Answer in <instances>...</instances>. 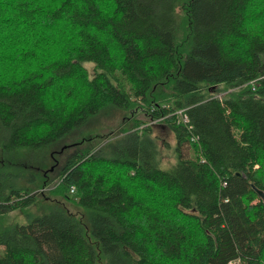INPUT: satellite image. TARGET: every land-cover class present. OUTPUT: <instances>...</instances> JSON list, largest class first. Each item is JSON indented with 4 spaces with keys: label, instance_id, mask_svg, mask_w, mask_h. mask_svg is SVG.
I'll list each match as a JSON object with an SVG mask.
<instances>
[{
    "label": "trees",
    "instance_id": "obj_1",
    "mask_svg": "<svg viewBox=\"0 0 264 264\" xmlns=\"http://www.w3.org/2000/svg\"><path fill=\"white\" fill-rule=\"evenodd\" d=\"M258 190L264 0H0V264H264Z\"/></svg>",
    "mask_w": 264,
    "mask_h": 264
},
{
    "label": "rangeland",
    "instance_id": "obj_2",
    "mask_svg": "<svg viewBox=\"0 0 264 264\" xmlns=\"http://www.w3.org/2000/svg\"><path fill=\"white\" fill-rule=\"evenodd\" d=\"M86 66L89 68V70L92 73L93 65L91 63H87ZM141 117H143V115H141ZM118 125H120V120L112 122V124L109 125L108 127L101 129V131H99L100 134L96 132L97 134H99L97 138L94 135H92L95 137L93 140H88V136H87L85 137V140H83V142H80V140L84 137V132H86L83 130L78 131L74 133L73 135H71L70 137H68L65 142L66 146L63 148L64 151L59 156L60 165L65 162V160L71 153H73L77 149L84 148V147L93 148L96 150H99L100 148H102L104 149V153H106V155L109 154L112 148L110 145L114 144L117 141V139L122 135V133H120L121 131L118 130ZM158 129L161 130L160 132L161 137L172 148L175 145V138L172 132L168 129H161L160 127H158ZM110 131H113V132L110 133ZM170 147L168 149L163 150V152L168 157V158H165V160L163 161L164 166L167 165L168 161L174 162L172 150ZM184 149H185V152H187V147H185ZM193 154H194L193 151H191V155ZM55 175L56 173L54 174V176ZM56 180L57 178L55 177V179H53L54 182L51 183L52 186H55V183L57 182ZM52 186H49L48 188Z\"/></svg>",
    "mask_w": 264,
    "mask_h": 264
},
{
    "label": "built area",
    "instance_id": "obj_3",
    "mask_svg": "<svg viewBox=\"0 0 264 264\" xmlns=\"http://www.w3.org/2000/svg\"><path fill=\"white\" fill-rule=\"evenodd\" d=\"M218 96H219V98H221V95H218ZM171 114L176 118L177 123L181 124L186 129V131L190 133L191 141H193V143L197 144V146L199 148V153H200L199 155L201 156V162L208 163L206 157L203 154L202 146L200 144L199 137L194 135L191 132L192 126L190 125V120H189V117H188V114H187L186 110L185 109H177L174 112H172ZM162 120H163V117L162 118H158V119H154L149 124H159ZM76 192L77 191H76L75 187H72L70 189V194L71 195H75ZM228 264H243V262H242L241 258H236L234 260H230L228 262Z\"/></svg>",
    "mask_w": 264,
    "mask_h": 264
},
{
    "label": "water",
    "instance_id": "obj_4",
    "mask_svg": "<svg viewBox=\"0 0 264 264\" xmlns=\"http://www.w3.org/2000/svg\"><path fill=\"white\" fill-rule=\"evenodd\" d=\"M258 194L264 199V193H262L261 191L258 192Z\"/></svg>",
    "mask_w": 264,
    "mask_h": 264
},
{
    "label": "bare ground",
    "instance_id": "obj_5",
    "mask_svg": "<svg viewBox=\"0 0 264 264\" xmlns=\"http://www.w3.org/2000/svg\"><path fill=\"white\" fill-rule=\"evenodd\" d=\"M222 182V185L224 186V185H226V183H224L223 181H221ZM261 190H258V192H260ZM262 193H264L263 191H261Z\"/></svg>",
    "mask_w": 264,
    "mask_h": 264
}]
</instances>
